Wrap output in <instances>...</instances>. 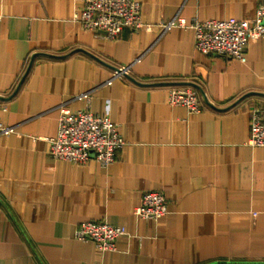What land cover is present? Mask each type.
<instances>
[{
	"label": "crops",
	"instance_id": "1",
	"mask_svg": "<svg viewBox=\"0 0 264 264\" xmlns=\"http://www.w3.org/2000/svg\"><path fill=\"white\" fill-rule=\"evenodd\" d=\"M140 2L156 26L107 39L75 19L83 0H0V120L16 128L0 133V264H264V147L248 142L264 108V38L241 61L198 50L193 28L157 27L252 20L264 0ZM123 65L129 75L106 84ZM182 86L199 90L202 112L168 102ZM88 90L126 140L108 167L50 154L59 104L83 108L75 96ZM148 190L167 199L158 220L134 212ZM88 220L127 234L102 252L75 237Z\"/></svg>",
	"mask_w": 264,
	"mask_h": 264
},
{
	"label": "built area",
	"instance_id": "2",
	"mask_svg": "<svg viewBox=\"0 0 264 264\" xmlns=\"http://www.w3.org/2000/svg\"><path fill=\"white\" fill-rule=\"evenodd\" d=\"M75 19L82 27L96 34L115 39L125 28L133 31L152 30L156 25L145 22L142 18L140 0H83V6L75 14ZM161 35L174 27L193 28L195 46L207 54L229 56L246 61V48L250 41L264 38V3H261L252 20L194 18L188 21L176 15L157 24ZM141 57L137 58L140 60ZM130 65L116 67L106 84H111L115 77L129 75ZM86 101L83 108H73L67 102L59 104V124L57 134L47 137L50 142V154L55 159H62L78 164L91 160L108 167L116 160L117 152L126 140L120 132V126L109 113L99 115L91 108V90L75 96ZM201 96L197 88L190 86L171 87L168 90V102L182 106L188 113L203 110ZM15 126L0 120V133L10 134ZM249 144L264 147V108H253L251 112V133ZM139 218L158 220L168 213L165 194L159 190L144 192L141 203L135 208ZM127 234L125 226L114 225L107 220L83 221L75 230V237L84 242H93L99 250H116V241Z\"/></svg>",
	"mask_w": 264,
	"mask_h": 264
},
{
	"label": "water",
	"instance_id": "3",
	"mask_svg": "<svg viewBox=\"0 0 264 264\" xmlns=\"http://www.w3.org/2000/svg\"><path fill=\"white\" fill-rule=\"evenodd\" d=\"M114 69H115V68H114ZM19 85H20V84H19ZM17 88H19V86H18ZM16 90H17V89H16ZM248 94H249V93L244 94L242 97L239 98V100L244 99Z\"/></svg>",
	"mask_w": 264,
	"mask_h": 264
},
{
	"label": "trees",
	"instance_id": "4",
	"mask_svg": "<svg viewBox=\"0 0 264 264\" xmlns=\"http://www.w3.org/2000/svg\"><path fill=\"white\" fill-rule=\"evenodd\" d=\"M15 88V87H14ZM14 88L11 90V91H13L14 90ZM199 91V90H198ZM200 93V92H199ZM201 96V95H200Z\"/></svg>",
	"mask_w": 264,
	"mask_h": 264
}]
</instances>
